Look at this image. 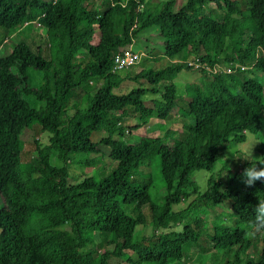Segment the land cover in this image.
<instances>
[{
  "label": "trees",
  "instance_id": "obj_1",
  "mask_svg": "<svg viewBox=\"0 0 264 264\" xmlns=\"http://www.w3.org/2000/svg\"><path fill=\"white\" fill-rule=\"evenodd\" d=\"M149 1L0 0L6 37L26 38L38 22L43 28L33 48L15 40L0 56V264H107L117 253L121 264H189L191 246L196 264H264V224L255 219L264 182L248 187L243 176L250 166L264 168V0ZM146 30L163 62L136 53L116 66L114 55L134 52L127 46ZM197 36L209 51L195 56ZM27 68L41 72L37 88L27 86ZM181 70L199 76L177 96ZM124 81L130 86L116 92ZM176 109L179 127L163 131L175 134L169 143L162 131L121 140L123 127ZM27 115L47 141L40 147L30 139L35 155L21 162ZM257 133L250 158L238 166L224 157L223 146ZM102 157L108 174L77 177L74 165ZM150 159L158 202L148 196L150 178L137 172ZM198 171L202 189L191 177ZM84 198L94 206L84 208ZM188 199L183 210L173 208ZM218 204L232 209L212 220L207 209ZM147 224L150 236L133 240ZM94 234L101 253L91 252Z\"/></svg>",
  "mask_w": 264,
  "mask_h": 264
},
{
  "label": "rangeland",
  "instance_id": "obj_2",
  "mask_svg": "<svg viewBox=\"0 0 264 264\" xmlns=\"http://www.w3.org/2000/svg\"><path fill=\"white\" fill-rule=\"evenodd\" d=\"M159 1H162V0H156V1L150 0L148 2V5H152L155 2H159ZM183 1L184 0H174V7H177ZM100 7L103 8V6H100ZM34 26L35 27L30 30V32L26 38H21V36H20V37H15V39H14L11 36L6 37L5 33L0 32V56H2L3 53L6 50H8L7 49L8 47L12 46L11 44H13L15 42V40H24L26 43L29 44L30 48H33L34 46L39 44V40L35 36V34L42 36L43 35V28L41 27L42 26L41 22L36 23ZM149 31L147 32V30H146L147 33L145 31L140 32L137 35V37L131 42V44L128 45L127 47L129 49L133 50L135 53H138L141 56L147 55L150 58L155 57V59L161 63L163 61L158 58V54L156 53V49L155 48L153 49V47H151L152 43H153V45H156V43L153 42L156 38L153 37ZM2 39H5L4 43H2ZM145 46L147 48H144ZM157 50L161 51V45L159 43H158V49ZM191 50L195 56H198L201 53L209 51V42H206V37L205 36L195 37L192 41V44H191ZM148 51L150 53H148ZM148 60L150 63V59H148ZM193 67H196V65L194 64ZM226 72L228 73L229 70H226ZM25 76H26V84L28 87L37 88L41 84V72L36 71L34 69H31V68H27L25 71ZM177 76L178 77H176L175 80H176V84H177V93L176 94L178 96L179 93L181 92L182 83L186 79L196 80L197 77L199 76V73L196 70H192V71L181 70ZM101 82L102 81L99 80L97 82L98 85L101 84ZM93 84H94L93 82H90L89 86L91 87ZM129 86H130V84L128 82L124 81V82L120 83L117 86V88H115V91L116 92H124ZM24 98L33 107L36 106L37 104H39V105L41 104V103L35 101L30 96H25ZM123 122H124V120H123ZM22 123H23L22 135L26 140L23 143L19 158H20L21 162H25L31 156L35 155V152L33 151L34 146L31 143L30 139L36 138L38 145L41 147L42 145H44L46 143L47 135L45 133L39 132L37 126L34 125L32 119H31V116H29V115L24 116ZM120 125L122 126V123H120ZM177 127H179V122H178V113H177V109H176L172 116H170L169 118H165L164 120H158V119L154 118V119L150 120L149 124L142 125V126L138 127L137 129H133V130H127V129H125V127H123L121 140L123 142L133 143V142L137 141V139L140 137L153 139V138L157 137L161 131L163 132L165 129L174 130ZM163 133H164L163 141L165 143H169L170 141L174 140L175 134L171 136L168 133H165V132H163ZM259 135H260V133L246 134L245 140L243 142L238 143V144L229 143L226 146H223L222 150H223L224 157L235 159L237 162V165L239 166L241 164L243 158H245V156L246 157L249 156V158H250L251 155L253 154L254 146H256V144L259 143V141L261 139V136H259ZM102 150H103V148H102ZM102 158L95 159L93 161V163L91 164V166H89L87 168L83 167V166H75V165L72 168L74 169L77 177L79 176L80 179L82 177H85V176H92L94 178H97V176H103V175L108 174L112 168V166L107 165L105 163L104 158L103 159ZM76 159H78L77 155L76 156L75 155L70 156V160H76ZM257 164L261 165L260 162H258ZM257 167H260V166H257ZM137 172L138 173L140 172L139 174H141V176L142 175L148 176L150 178V182H145L144 184L146 185V189H147L149 198L153 202H158L159 196L162 195V190L159 189L160 185H159L158 180H157V169H156L153 161L150 159L147 164L140 166L138 168ZM191 177L194 180L197 179L196 183L199 185V188L202 189L204 186L203 182L205 179V174L202 171H198V172L192 173ZM140 183H143L142 180L140 181ZM188 201H189V199L183 200L180 202L179 205H176L173 208H175L176 210H183L184 207L187 205ZM197 204L198 203H195L194 205L196 206ZM82 206L84 208H92L94 206V202L92 199L86 200V198H84L82 201ZM231 209H232V206L226 207L223 204H218V205L209 207L207 209V214L210 216V218L212 220L214 218H215V220H219L222 217H224L223 215H226V213L228 211H231ZM61 228H67V225H63V226H61ZM143 228H144L143 230H141L139 228H136L134 230V233H133L134 239L133 240L139 239V237L141 235H144L145 237L150 236V234L152 232L150 233V231H149L150 227L148 226V224L145 225V227H143ZM111 238L112 237H109L107 239V242H112ZM93 240H94L95 246L91 248V252L101 253L103 251V245L104 244L101 243V245H98L99 241H98L97 236L95 234L93 235ZM258 247H259V244L256 241L255 242V249L258 250ZM195 249L196 248L194 246H191L189 248V251H187L185 253V257L183 260L186 263L188 262L189 264H196ZM207 256H208V253H206L203 258H206ZM117 261H119V254L118 253L115 256V259L108 260L107 264H121V261H119V263H117ZM204 263L206 264V261H204Z\"/></svg>",
  "mask_w": 264,
  "mask_h": 264
},
{
  "label": "clouds",
  "instance_id": "obj_3",
  "mask_svg": "<svg viewBox=\"0 0 264 264\" xmlns=\"http://www.w3.org/2000/svg\"><path fill=\"white\" fill-rule=\"evenodd\" d=\"M244 183L248 187H252L257 181L264 182V168H257L250 166L243 172ZM256 212V224H264V202H259L255 207Z\"/></svg>",
  "mask_w": 264,
  "mask_h": 264
},
{
  "label": "built area",
  "instance_id": "obj_4",
  "mask_svg": "<svg viewBox=\"0 0 264 264\" xmlns=\"http://www.w3.org/2000/svg\"><path fill=\"white\" fill-rule=\"evenodd\" d=\"M137 54L130 50H123L121 55H114L113 62L116 66L128 65L132 62L133 58H136Z\"/></svg>",
  "mask_w": 264,
  "mask_h": 264
}]
</instances>
